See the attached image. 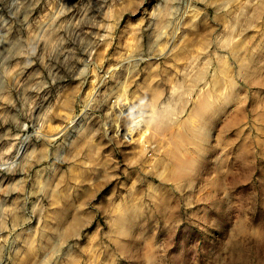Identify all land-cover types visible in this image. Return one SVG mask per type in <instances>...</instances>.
Instances as JSON below:
<instances>
[{"label":"rangeland","instance_id":"rangeland-1","mask_svg":"<svg viewBox=\"0 0 264 264\" xmlns=\"http://www.w3.org/2000/svg\"><path fill=\"white\" fill-rule=\"evenodd\" d=\"M0 264H264V0H0Z\"/></svg>","mask_w":264,"mask_h":264},{"label":"bare ground","instance_id":"bare-ground-1","mask_svg":"<svg viewBox=\"0 0 264 264\" xmlns=\"http://www.w3.org/2000/svg\"><path fill=\"white\" fill-rule=\"evenodd\" d=\"M211 105L208 103V101L206 102V101H204L202 104H201V106L199 107L200 109H199V113L202 115L203 113H205V111H207L208 110V108L210 107Z\"/></svg>","mask_w":264,"mask_h":264}]
</instances>
